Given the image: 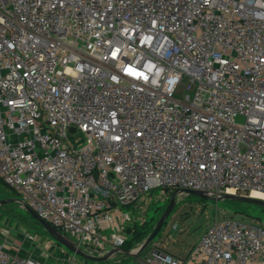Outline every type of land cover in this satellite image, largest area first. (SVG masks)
I'll return each instance as SVG.
<instances>
[{
	"label": "built area",
	"instance_id": "built-area-1",
	"mask_svg": "<svg viewBox=\"0 0 264 264\" xmlns=\"http://www.w3.org/2000/svg\"><path fill=\"white\" fill-rule=\"evenodd\" d=\"M0 179L98 257L157 191L264 197V0H0ZM139 264H264V226Z\"/></svg>",
	"mask_w": 264,
	"mask_h": 264
},
{
	"label": "rangeland",
	"instance_id": "rangeland-1",
	"mask_svg": "<svg viewBox=\"0 0 264 264\" xmlns=\"http://www.w3.org/2000/svg\"><path fill=\"white\" fill-rule=\"evenodd\" d=\"M173 195L157 191L149 198V202L142 204V210L135 212L132 208L124 209V213L130 214L134 218L132 228H130L131 232L139 228H142L141 230L143 232L141 236L133 239V250H138L148 236L155 230L157 223L164 216ZM238 195L246 196V194ZM4 200L21 201L22 199L12 189L0 183V201ZM216 219L243 220L248 223L256 222L264 226V211L262 207L238 202H215L200 200L187 195H179L177 197L176 208L166 221L161 233L141 257L149 255L154 245L166 251L173 249L177 253L185 255L195 246L196 242L199 241ZM0 231L4 233L6 240H8V236L11 233L12 235L26 234L24 236L26 237L25 240L30 245H34L33 239L40 243L41 240L43 242L46 240L54 242L48 232L17 202L7 204L0 208ZM106 234L110 235L109 232ZM57 248L67 251L59 244H57ZM79 261L84 264H117L118 262H122V264H131L134 262L139 264V259H133L121 254L103 263L83 262L81 258Z\"/></svg>",
	"mask_w": 264,
	"mask_h": 264
},
{
	"label": "water",
	"instance_id": "water-1",
	"mask_svg": "<svg viewBox=\"0 0 264 264\" xmlns=\"http://www.w3.org/2000/svg\"><path fill=\"white\" fill-rule=\"evenodd\" d=\"M238 122H243V119L238 118ZM179 195H187V196L196 197L200 200H209V201H215V202L232 201V202H238V203H242V204L259 206V207L264 208V201L260 200V199L253 198V197L241 196V195H232V194H223L220 197H213V196H211L207 193H204V192H196V191H190V190H179V191L175 192L174 195L172 196V198L170 199L169 206L167 207V210H166L164 216L157 223L155 230L148 236L146 241L141 245V247L137 251H135L133 249L129 250V251L122 250V249H119V250L114 249L103 257L90 255V254H87V253L81 251L73 241L66 238L58 230H56L55 228H53L52 226H50L49 224H47L46 222L41 220L34 211H32L31 209H29L26 206H23L22 201H17V200L0 201V208L4 207L10 203H16V202L19 203L37 221V223L48 232L50 237L53 238V240L57 244L61 245L62 247H64L69 252L77 255L78 257H80L84 261L103 263V262L109 261L115 255L120 254V253L125 254L126 256L135 258V259H140V257L144 254V252L152 245V243L159 236L162 229L164 228L166 221L172 215V212L176 208L177 197Z\"/></svg>",
	"mask_w": 264,
	"mask_h": 264
},
{
	"label": "crops",
	"instance_id": "crops-1",
	"mask_svg": "<svg viewBox=\"0 0 264 264\" xmlns=\"http://www.w3.org/2000/svg\"><path fill=\"white\" fill-rule=\"evenodd\" d=\"M141 229L142 228H140V230ZM109 234L111 235L112 233H109ZM110 235H107V236L110 237ZM128 235H129L128 243H134L133 239H135L137 236H135L134 232H131L130 228L128 229ZM24 236H26V234L25 235L24 234L23 235H12V233H11L8 236V240H6V243L10 244L7 247V249L10 252H12L13 254L18 255L20 257H26V255L32 254L40 262L46 263V264H62L61 259H63V258L65 259L68 257L69 254H71L68 250H67L68 251L67 252V251H64V250L57 248V244L56 245L52 244L51 242H53V241H51V240H46L45 242H43L41 240V243L35 242L34 245L33 244L30 245L29 243H27V240H25L26 237H24ZM4 239H6V237L4 236V233L0 231V243H5ZM122 250H124V249H122ZM191 250L189 252H187L185 255H181L180 253H177L173 249H170L169 251L168 250L167 251L164 250V251L169 253V254H172L176 257L186 259V258H188ZM120 254L125 255L122 253H120ZM117 255H119V254H117ZM127 257H129V256H127ZM133 259H135V258H133ZM117 264H122V262H118ZM131 264H138V263L134 262Z\"/></svg>",
	"mask_w": 264,
	"mask_h": 264
},
{
	"label": "trees",
	"instance_id": "trees-1",
	"mask_svg": "<svg viewBox=\"0 0 264 264\" xmlns=\"http://www.w3.org/2000/svg\"><path fill=\"white\" fill-rule=\"evenodd\" d=\"M0 183H3V181L0 179ZM4 184V183H3ZM262 210L264 211V208H262ZM140 229V228H139ZM139 229H137V230H135L134 231V234H135V236H137V237H139V236H141L142 235V230H139ZM136 237V238H137ZM132 244L133 243H127L125 246H124V250H126V251H129V250H132L133 248H132Z\"/></svg>",
	"mask_w": 264,
	"mask_h": 264
},
{
	"label": "bare ground",
	"instance_id": "bare-ground-1",
	"mask_svg": "<svg viewBox=\"0 0 264 264\" xmlns=\"http://www.w3.org/2000/svg\"><path fill=\"white\" fill-rule=\"evenodd\" d=\"M253 198H256V199H264V197L260 194H253L251 195ZM137 251V250H136Z\"/></svg>",
	"mask_w": 264,
	"mask_h": 264
}]
</instances>
